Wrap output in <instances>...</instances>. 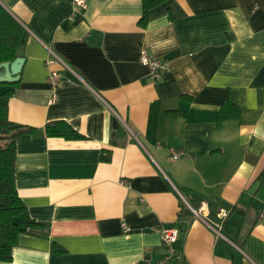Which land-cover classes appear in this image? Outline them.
Masks as SVG:
<instances>
[{
	"label": "crops",
	"instance_id": "obj_1",
	"mask_svg": "<svg viewBox=\"0 0 264 264\" xmlns=\"http://www.w3.org/2000/svg\"><path fill=\"white\" fill-rule=\"evenodd\" d=\"M70 1L0 0L24 28L8 119L33 129L15 140L31 223L1 264H264V0H169L144 27L141 0ZM56 120L84 138L46 135ZM158 226L178 229L172 251Z\"/></svg>",
	"mask_w": 264,
	"mask_h": 264
},
{
	"label": "trees",
	"instance_id": "obj_2",
	"mask_svg": "<svg viewBox=\"0 0 264 264\" xmlns=\"http://www.w3.org/2000/svg\"><path fill=\"white\" fill-rule=\"evenodd\" d=\"M142 14L138 20L140 26H146L150 19V11L169 0H141ZM24 28L20 22L0 4V62L13 61L18 56V49L21 44ZM12 82H0V264L10 261L12 258V248L16 243L18 235L24 231L20 226L19 219H27L31 223L28 211L18 195L15 186L16 171V150L15 140L19 135L33 130L30 127L12 122L8 119V99L14 92ZM225 109L234 107L237 116L239 108L232 102L227 101ZM223 116L220 115V118ZM226 114L224 118H227ZM112 128L115 131L121 129V125L114 117ZM48 136L63 137L66 139H83L84 135L76 131L68 122L64 120L50 121L44 127ZM102 160L108 161L110 153L102 155ZM260 179L264 180V172L260 174ZM189 204L197 209L199 204L205 200L200 193L186 189L184 191ZM192 211L183 202L180 203L178 214L181 216ZM214 220L218 219L214 216ZM226 218L222 222V228Z\"/></svg>",
	"mask_w": 264,
	"mask_h": 264
},
{
	"label": "built area",
	"instance_id": "obj_3",
	"mask_svg": "<svg viewBox=\"0 0 264 264\" xmlns=\"http://www.w3.org/2000/svg\"><path fill=\"white\" fill-rule=\"evenodd\" d=\"M71 5L73 7L74 14L79 11L80 9H83L86 7L85 0H71ZM47 64L52 65L56 62H61L64 64L63 60L57 56L56 54L52 53V56L47 59ZM139 62L149 68V74L150 77L154 81L161 80L167 70V64L165 61H163L161 58L153 57L150 54H148L146 51H142L139 56ZM48 81L50 82L53 89H56L61 81V74L57 70H51ZM57 100V95L55 92L52 94L50 101L55 102ZM182 155H184L183 149H176L171 148L169 151L168 158L169 159H178ZM195 212V211H194ZM227 213L224 211H219L216 214V217L218 221L214 224H210V226L213 228V230L221 236V227L222 222L226 218ZM127 229V227H125ZM155 230L160 234L162 243L169 251H172L173 244L175 243L177 239V233L178 229L176 227H165V226H158L155 228Z\"/></svg>",
	"mask_w": 264,
	"mask_h": 264
},
{
	"label": "water",
	"instance_id": "obj_4",
	"mask_svg": "<svg viewBox=\"0 0 264 264\" xmlns=\"http://www.w3.org/2000/svg\"><path fill=\"white\" fill-rule=\"evenodd\" d=\"M24 58L17 56L13 61L0 62V82H15L18 80ZM190 207V205L185 201Z\"/></svg>",
	"mask_w": 264,
	"mask_h": 264
}]
</instances>
